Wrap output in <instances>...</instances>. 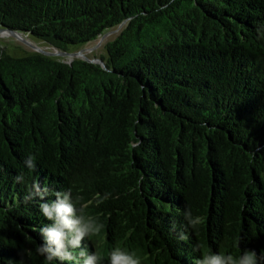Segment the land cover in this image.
<instances>
[{
    "label": "trees",
    "instance_id": "trees-1",
    "mask_svg": "<svg viewBox=\"0 0 264 264\" xmlns=\"http://www.w3.org/2000/svg\"><path fill=\"white\" fill-rule=\"evenodd\" d=\"M0 25L66 52L116 32L88 60L0 48V264H47L33 182L83 198L104 264L116 246L143 264L245 249L264 264V0H0Z\"/></svg>",
    "mask_w": 264,
    "mask_h": 264
},
{
    "label": "clouds",
    "instance_id": "clouds-1",
    "mask_svg": "<svg viewBox=\"0 0 264 264\" xmlns=\"http://www.w3.org/2000/svg\"><path fill=\"white\" fill-rule=\"evenodd\" d=\"M134 147H139V143ZM25 164L29 170H35L34 157L29 155ZM16 182H23V174L14 177ZM53 195L55 199L45 202L48 195ZM109 194L96 199L97 206L108 198ZM82 197H73L72 191H55L44 186L41 188L38 183L33 182L26 189L23 202L29 204L40 201L39 210L43 217L50 223L40 227L39 233L43 239L36 252L42 256L47 264L58 261L59 264L70 262V264H104L105 257L95 251L89 253L84 246L85 239H91L99 235L104 225L99 220L87 214V205L81 203ZM184 219L187 226L193 230L202 223L199 216H193L190 209L184 212ZM178 239L187 240L186 232H181ZM243 237L236 240L237 246L243 241ZM193 252H200L199 244L193 246ZM108 264H142L141 257L134 251L116 246L108 253ZM195 264H260V258L255 250L245 249L238 256L227 253H214L212 251L203 252Z\"/></svg>",
    "mask_w": 264,
    "mask_h": 264
},
{
    "label": "rangeland",
    "instance_id": "rangeland-1",
    "mask_svg": "<svg viewBox=\"0 0 264 264\" xmlns=\"http://www.w3.org/2000/svg\"><path fill=\"white\" fill-rule=\"evenodd\" d=\"M115 35L116 32L109 33L106 36H104L102 39H99L95 43H92L91 45L85 47L83 54L87 57H92V56L98 57L99 55L104 54L105 53L104 44L107 41L112 40L115 37ZM30 41H32L33 44L38 45L40 48L46 51L55 52L57 50L38 40L31 39ZM0 47L3 48L6 53L12 56H22L25 54L36 52L35 50L31 49L29 45L21 42L19 39L10 35H5L0 37ZM62 58L65 61L69 60V57L67 56H63Z\"/></svg>",
    "mask_w": 264,
    "mask_h": 264
},
{
    "label": "water",
    "instance_id": "water-1",
    "mask_svg": "<svg viewBox=\"0 0 264 264\" xmlns=\"http://www.w3.org/2000/svg\"><path fill=\"white\" fill-rule=\"evenodd\" d=\"M5 35H10V36H13V37L19 39L21 42L29 45L31 49L35 50L36 51L35 53H40V54H43L46 56H61V57L67 56V57H69V60H67L68 62L72 61L74 58H79V57H81L85 60H88L87 56H85L83 54L84 49H81L77 52H66V51H61V50H56L55 52L46 51V50L40 48L38 45L33 44L32 41H30L32 38L28 33L20 32L17 30H12V29H9V28H6V27L0 25V37L5 36ZM93 61L97 62L99 64H102V62L99 59H95Z\"/></svg>",
    "mask_w": 264,
    "mask_h": 264
}]
</instances>
